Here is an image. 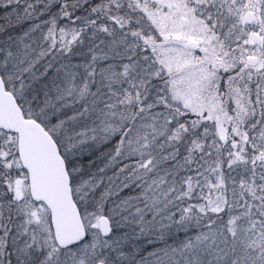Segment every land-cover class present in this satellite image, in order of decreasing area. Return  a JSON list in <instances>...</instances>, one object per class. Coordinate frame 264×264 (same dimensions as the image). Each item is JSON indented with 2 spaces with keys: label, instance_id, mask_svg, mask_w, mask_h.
<instances>
[{
  "label": "snow or ice",
  "instance_id": "obj_1",
  "mask_svg": "<svg viewBox=\"0 0 264 264\" xmlns=\"http://www.w3.org/2000/svg\"><path fill=\"white\" fill-rule=\"evenodd\" d=\"M0 264H264V0H0Z\"/></svg>",
  "mask_w": 264,
  "mask_h": 264
}]
</instances>
